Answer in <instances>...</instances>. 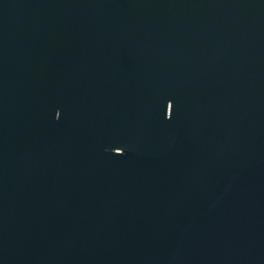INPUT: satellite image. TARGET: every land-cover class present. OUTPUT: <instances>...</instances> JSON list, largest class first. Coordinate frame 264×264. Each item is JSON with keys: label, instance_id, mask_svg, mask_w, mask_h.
Masks as SVG:
<instances>
[{"label": "water", "instance_id": "95a60500", "mask_svg": "<svg viewBox=\"0 0 264 264\" xmlns=\"http://www.w3.org/2000/svg\"><path fill=\"white\" fill-rule=\"evenodd\" d=\"M0 264H264V0H0Z\"/></svg>", "mask_w": 264, "mask_h": 264}]
</instances>
